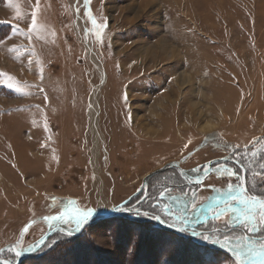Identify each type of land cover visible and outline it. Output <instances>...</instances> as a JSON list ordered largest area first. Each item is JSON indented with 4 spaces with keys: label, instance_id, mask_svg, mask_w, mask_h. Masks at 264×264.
<instances>
[{
    "label": "rangeland",
    "instance_id": "obj_1",
    "mask_svg": "<svg viewBox=\"0 0 264 264\" xmlns=\"http://www.w3.org/2000/svg\"><path fill=\"white\" fill-rule=\"evenodd\" d=\"M0 56V258L73 226L48 217L131 206L149 185L160 208L206 217L240 184L232 163L199 185L142 179L173 164L198 181L264 146V0H0ZM225 237L233 258L105 221L20 264H243L236 250L264 241Z\"/></svg>",
    "mask_w": 264,
    "mask_h": 264
},
{
    "label": "trees",
    "instance_id": "obj_2",
    "mask_svg": "<svg viewBox=\"0 0 264 264\" xmlns=\"http://www.w3.org/2000/svg\"><path fill=\"white\" fill-rule=\"evenodd\" d=\"M252 148H247L244 150H238L231 154V158L234 161H237L239 165H236L232 161H227L235 165V167L239 171L240 179L242 177L243 172L245 173V184L246 188L250 191L251 194H255L258 196H264V146L259 147V149L254 151ZM225 162V161H220ZM218 163V162H216ZM215 164V163H214ZM214 164L212 165L214 168ZM168 169V170H167ZM162 175L159 178L164 179V182L170 184L174 183L176 186L182 185L183 187H187L190 183L182 176L179 171L175 167H167L165 171L163 170ZM159 173L153 174L151 178H156ZM160 183V182H159ZM190 185H197V184H190ZM154 187L156 185H153ZM152 185L148 186V197L143 199L142 201L138 202V208L141 210V213L148 212V215H138L136 213L125 214L114 216L106 219H100L94 221L91 225L88 226L92 227L98 223H102L105 221H125L127 223H137V224H150L153 228H155L158 232H162L164 234L170 235L174 237L176 240L181 242H188L190 243L195 249H202V250H209V252L213 254H221L227 258H233V254L227 248L224 243V246L221 244H216L211 242V239H219L222 241L223 237L230 233H237L241 234L244 238L253 239V237H262L264 236V231L259 232H249L245 228L237 227L234 230L224 229L223 227H218V218L215 216V212L219 210V208L225 207L224 203L217 205L212 212H209V215L206 217H202V215L193 214V216H188L186 214L177 215L172 213V210H165L160 208V201H156L155 195L153 194L155 189H152ZM151 191V193H150ZM221 201H224L221 200ZM135 202V203H136ZM167 203L165 202L164 205ZM234 207H239L236 202H232ZM167 206V205H166ZM207 209V208H206ZM154 215H158L164 219L165 223L168 226H173V222L177 218L188 217L191 223H188L187 226H192L195 228L196 234H193V230H183V231H172L169 229L163 228L157 218H153ZM181 216V217H180ZM176 226H186L184 223H177ZM81 234L77 236H68L62 233H55L49 237L45 245L35 254L27 257L38 259L42 256L48 254L49 252L56 249L58 244L62 245L64 243H68L71 241L76 240L79 238ZM205 236L210 237L211 239H204ZM25 259V260H26Z\"/></svg>",
    "mask_w": 264,
    "mask_h": 264
},
{
    "label": "snow or ice",
    "instance_id": "obj_3",
    "mask_svg": "<svg viewBox=\"0 0 264 264\" xmlns=\"http://www.w3.org/2000/svg\"><path fill=\"white\" fill-rule=\"evenodd\" d=\"M87 3L88 0H85ZM35 17V13L33 14ZM33 25H35V18H33ZM12 87L11 84L8 85ZM223 167V166H221ZM227 172L228 170L225 169ZM231 175V173H229ZM244 180L243 178L240 179V184L235 186L229 185L228 191L223 193L224 201L223 203L226 205L225 207L219 208L214 214L217 218L225 215H229L230 219L225 223L227 226L234 230L237 227H243L249 232H259L264 231V196H258L255 194H251L248 189L243 187ZM264 191V189H262ZM232 202H236L239 207H234ZM70 204H75L76 202L70 201ZM221 203L220 197H216L214 202L207 206V210L212 212L213 209ZM192 207L195 208V203L192 204ZM127 205L123 207H119V210L123 211L126 210ZM94 209L85 208L83 210L79 209L78 207L73 209H68L67 211L61 212L58 216L48 217L46 219L49 220H61L65 224L73 225L71 228L67 230V234L71 235L73 231L79 230L83 227L84 224L91 218L93 215ZM136 214L138 215H148V212L141 213L139 208L136 209ZM153 218H159L158 215H154ZM192 221L189 220L188 217L177 218L173 222V226L175 227L177 223H184L186 225L185 228L180 230H187V224L191 223ZM193 234H196L195 230H193ZM204 239H211L208 236H205ZM211 242L216 244H221L224 246V243L228 242V238L225 237L224 241L222 242L219 239H211ZM246 249V251H245ZM31 250V249H30ZM24 249L21 248L19 251L16 252V256H20L23 253ZM236 253L238 256H246L247 259L243 262V264H264V241L256 242L252 241L250 243H245L244 245L240 246Z\"/></svg>",
    "mask_w": 264,
    "mask_h": 264
},
{
    "label": "water",
    "instance_id": "obj_4",
    "mask_svg": "<svg viewBox=\"0 0 264 264\" xmlns=\"http://www.w3.org/2000/svg\"><path fill=\"white\" fill-rule=\"evenodd\" d=\"M220 161H232L234 162L236 165H239L237 161H234L232 160V158L230 156H226V157H218V158H214V159H211L207 162V171L205 172V174L203 175V177L201 179H199L198 181H194L187 173H185V171H183L179 166L177 165H173V164H168L162 168H159L157 170H155L154 172L146 175L143 179H142V182H143V186L144 188L146 189L147 187V178L149 176H151L152 174L154 173H157V172H160V171H163L165 168L167 167H175L179 173L185 177V179L190 183V184H202L204 182V180L212 173L213 171V164L216 163V162H220ZM243 180H244V185L243 187L246 188V184H245V173L243 172L242 174V177ZM247 189V188H246ZM144 199V196L138 201H142ZM130 199L127 200V202L129 201ZM138 202L132 204L131 206H127L126 210H119V208L117 209H114V210H100V211H95L93 212V215L91 216V218L87 221L86 224L83 225L82 228H80L79 230H76V231H73V233L71 235H68L67 234V230L69 228H67L66 226L64 225H55L53 227H51L47 232H45L40 238L39 240L30 248H28L27 250H25L20 256L17 257V259L12 262V261H9L7 259H4V258H0V264H20L24 259H26L27 257L37 253L44 245L45 243L47 242V240L49 239V237L55 233H62V234H65V235H68V236H77L79 234H81L83 232V230L88 227L89 225H91L94 221L96 220H100V219H106V218H110V217H114V216H119V215H125V214H131L132 212H134V210L132 209L134 206H136L138 204ZM221 203H223V201H221ZM219 203V204H221ZM218 204V205H219ZM123 207V206H121ZM160 217V216H159ZM157 220L159 221L160 225L165 228V229H169V230H172V231H183V230H180V229H183L185 228L186 226H168L165 221L160 217L157 218ZM187 230H195V228H193L192 226H187ZM264 238V236L262 237H254L255 240H262ZM31 249V250H30Z\"/></svg>",
    "mask_w": 264,
    "mask_h": 264
},
{
    "label": "bare ground",
    "instance_id": "obj_5",
    "mask_svg": "<svg viewBox=\"0 0 264 264\" xmlns=\"http://www.w3.org/2000/svg\"><path fill=\"white\" fill-rule=\"evenodd\" d=\"M162 42V41H161ZM158 51H157V55H158V53H160V54H162L163 56H167V55H170L171 57H173L174 55H175V50L173 49H171V47L169 48L167 45H165V44H163L162 43V45L161 46H158ZM150 54V53H149ZM159 54V55H160ZM146 55H148V52L146 53ZM152 55V54H151ZM1 57V59H3L2 58V56H0ZM11 67H13V66H11ZM17 68V67H16ZM176 80H178V79H176ZM92 126L95 124L94 123V120H95V116L94 115H92ZM94 159V158H93Z\"/></svg>",
    "mask_w": 264,
    "mask_h": 264
},
{
    "label": "flooded vegetation",
    "instance_id": "obj_6",
    "mask_svg": "<svg viewBox=\"0 0 264 264\" xmlns=\"http://www.w3.org/2000/svg\"><path fill=\"white\" fill-rule=\"evenodd\" d=\"M253 239H254V237H253ZM255 240V239H254ZM258 241H261V240H258Z\"/></svg>",
    "mask_w": 264,
    "mask_h": 264
}]
</instances>
